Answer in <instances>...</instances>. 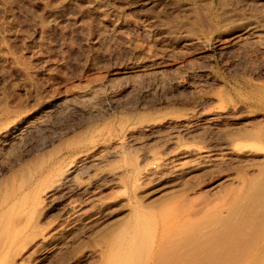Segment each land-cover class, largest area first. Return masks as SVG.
Wrapping results in <instances>:
<instances>
[{
	"label": "rangeland",
	"instance_id": "obj_1",
	"mask_svg": "<svg viewBox=\"0 0 264 264\" xmlns=\"http://www.w3.org/2000/svg\"><path fill=\"white\" fill-rule=\"evenodd\" d=\"M22 116L28 125L0 143V175L42 144L93 136L76 178L120 176L77 194L84 210L107 203L66 255L135 215L155 235L140 264H264L245 228L218 232L235 185L222 179L264 167V0H0V124ZM228 138L232 152L218 145ZM202 147L214 149L209 158L183 163L184 148ZM191 243L202 251L181 254Z\"/></svg>",
	"mask_w": 264,
	"mask_h": 264
},
{
	"label": "bare ground",
	"instance_id": "obj_2",
	"mask_svg": "<svg viewBox=\"0 0 264 264\" xmlns=\"http://www.w3.org/2000/svg\"><path fill=\"white\" fill-rule=\"evenodd\" d=\"M222 112L223 110L221 109H215L212 112V115H218ZM185 122H188V120L186 119ZM24 124H27V120H25L23 116L16 121L8 120L3 124L1 123L0 143L3 144L8 142V140H10L13 135L17 136V131ZM89 137H86L84 141L79 140L84 139L83 137L79 138V136L77 137L79 139L74 138L75 140L70 138L69 140L67 138L68 140L64 141L61 139V141H55L56 143L51 141V144H53L51 146L49 145V149H45L47 144L46 146L42 144L41 147L38 146L35 151H32L31 153L28 152V157H22L24 158V160L22 159L23 161L14 160L15 162L11 163L9 167L6 165L8 168L0 175V264H77L78 262L85 261L88 258H90V261L88 259V264H140L148 257V253L152 248V243H154L155 235L142 234L144 231L141 233L139 230L140 226H138L139 224H136L137 216L135 217V215V222L133 219V223L131 222L132 219H129V221H126V224L124 222L123 225H118V227L112 229L110 228L105 231L104 229L101 231L97 230L98 232H96L97 234L95 233L94 237L91 239L92 242L90 243L91 245H88V248L85 250L83 249V252L81 251V253H77L78 251L76 250V252L74 250V254L72 256H69L70 252L66 255V249L69 244L71 245V240L74 238V233H76L75 231L84 222L94 220L97 209H100L103 203L106 202L100 201L99 199L95 201L93 199L94 201H91L90 209L84 210V205L86 203H84V201H82L80 196H77V194L82 195L86 190L99 188L100 186H103V184L101 185V182L104 181L102 180L103 178H113L119 174L115 173V171H96L97 173L94 171V175L92 173L93 176L89 175L92 179L88 177V180L91 179L88 182H84L83 180L76 178L77 176H75V174L77 172L74 171L77 167V163H79V161L83 158L87 157V154L89 153L87 151L88 146H91V148L95 147L90 145L93 143L91 139L93 136H91V138ZM236 144L237 143H235L233 138H228L220 142L218 145H220L221 148L226 149L228 152H232L236 149ZM206 147H202V149L184 148V150L180 152L179 156L183 159V163H187L186 165H188V162H190L191 165V162L194 161L192 160L193 158L206 157L211 154L212 150H214H210L209 147ZM114 152L117 153L118 149ZM146 156V154L143 155V157ZM193 163L194 162H192V164ZM262 166L263 165H261V167ZM176 170V168H172L165 173L156 174L153 179L155 178L157 181L164 180V178L167 179L170 176H174ZM230 176H226V178L224 177L225 179L223 178L222 180H226L228 183L230 180L232 185L235 184L234 187H232V189L228 192L231 193L228 194L226 198V204L228 208L227 212L229 213V216H231L229 221L228 219L224 218L227 222L224 221L225 223H222L220 226H218V232L222 233L221 236H223L225 230H227L225 233H228V230L231 228H238V231L239 228H245L244 230H246L248 233L245 234L246 232H244V230L242 232H244V235H246V243H251V246H254L256 243L257 245L255 246L263 247L264 167H255L251 171H248L244 174L240 173L239 175H235V177L231 176V178ZM117 177L119 178L120 176L118 175ZM221 183L223 182L220 180V182L213 184L211 189L216 187L218 188ZM75 194L77 197H75ZM241 210L248 211L247 214L245 212L246 216L245 214L244 216H240L242 215ZM211 228L208 230L209 233L207 235L205 233V235L202 236L203 239L205 237V239L207 238L206 240L209 241V238L217 231L216 229H213V226ZM231 232H233V230H231L229 234H231ZM249 232H255V234H257L256 236H252L251 233L249 234ZM234 233H236V231ZM229 236L234 237L232 235ZM223 237H221V239H223ZM195 238L199 240L200 237L197 236ZM203 239H200L204 242H201L200 247L202 244V246H205L207 245L206 243H208ZM236 241L234 240V242ZM243 241L244 240H242V243ZM234 242H232V244ZM260 242H262V244H260ZM175 243L174 246L176 245L175 247H178V243ZM242 243L241 245H243ZM187 245L189 244H186L178 249L182 251L180 252L181 254L184 251H187L188 253L190 251V254L192 255L193 251L195 253L194 249L198 250L200 248L198 244L195 243H191L190 246ZM84 246L85 245H83V247ZM215 246L217 247L218 244ZM219 246H221L220 243ZM212 247L214 246L212 245ZM246 247H249V245ZM223 248V246L220 247L221 250ZM228 248L229 247H227V249ZM213 250L216 251L217 249ZM253 251L255 252L256 250ZM203 252H205V250ZM159 253L160 252H158V255ZM186 253L184 254L186 255ZM235 254L237 255V252ZM258 254L259 253L254 255L258 257ZM197 255H199V253ZM207 256L209 255L207 254ZM201 257L203 258V253ZM91 258L93 261H91Z\"/></svg>",
	"mask_w": 264,
	"mask_h": 264
}]
</instances>
